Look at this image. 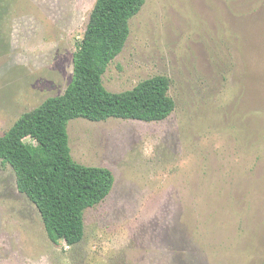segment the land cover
<instances>
[{"label": "rangeland", "instance_id": "obj_1", "mask_svg": "<svg viewBox=\"0 0 264 264\" xmlns=\"http://www.w3.org/2000/svg\"><path fill=\"white\" fill-rule=\"evenodd\" d=\"M96 1L0 0V135L65 93ZM129 27L105 88L166 76L175 111L69 123L73 159L116 180L72 247L0 160V264H264V0H146Z\"/></svg>", "mask_w": 264, "mask_h": 264}, {"label": "trees", "instance_id": "obj_2", "mask_svg": "<svg viewBox=\"0 0 264 264\" xmlns=\"http://www.w3.org/2000/svg\"><path fill=\"white\" fill-rule=\"evenodd\" d=\"M145 3L97 0L77 45L73 79L65 93L23 114L0 135V160L15 171L19 191L37 206L55 244L63 240L72 247L82 242L85 212L105 201L116 181L110 169L85 166L73 159L69 123L79 118L161 122L176 109L171 80L166 76L147 79L121 93L108 91L103 83L108 66L127 43L130 20Z\"/></svg>", "mask_w": 264, "mask_h": 264}]
</instances>
